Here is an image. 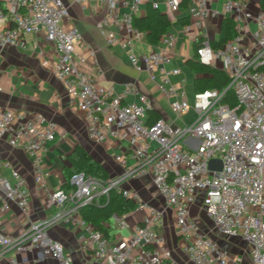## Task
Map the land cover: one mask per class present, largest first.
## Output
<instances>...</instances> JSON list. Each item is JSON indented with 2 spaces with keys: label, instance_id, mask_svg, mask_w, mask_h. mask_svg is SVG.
Wrapping results in <instances>:
<instances>
[{
  "label": "built area",
  "instance_id": "1",
  "mask_svg": "<svg viewBox=\"0 0 264 264\" xmlns=\"http://www.w3.org/2000/svg\"><path fill=\"white\" fill-rule=\"evenodd\" d=\"M74 2L102 3L105 13L98 27L107 44L122 45L136 69L146 70L167 96H178L171 103L176 116L193 110V117L182 125L163 117L149 122L148 97L139 94L138 101H128L130 95L138 94L134 83H128L119 93L96 83L92 74L79 66L85 60L76 55L82 34L75 25L65 27L70 8L64 0H6V4L0 0V48L24 47L26 35L43 30L58 53L56 77L71 102L89 119L88 138L96 143L126 138L128 154H117L115 159L122 165L128 159L134 161L123 174L108 182L84 171L73 172L69 178L71 191L59 187L49 193L57 207L51 217L32 222L17 238L0 231V255L8 250L37 249L61 264H73L49 229L69 220L81 207L101 203L114 188L134 199L137 210L147 209L149 214L119 241L110 240L101 230L84 222L88 234L83 244L92 248L97 260L105 264H177L170 251L161 247L163 238L155 231L167 210H172L182 249L195 264H229L230 252L191 215L192 205L201 199L214 228L226 237L241 236L249 246L250 264H264V13L254 15L248 0H222V11L209 7L208 0H191L188 9L195 27L202 28L206 18L223 13L235 21L237 33L221 47L215 48L208 38L197 47L198 59L204 64L219 65L230 80L224 88L206 89L189 101L185 91L171 83L172 76L181 70L172 67L170 55L162 51L140 55L134 49V42L144 36L134 25L143 0ZM166 4L172 11L180 9V0H166ZM248 20H255V28L249 34ZM174 39L169 35L166 40L172 44ZM230 91L235 105L224 101ZM55 131L56 124L51 120L0 106V139L26 152L34 179L42 187L48 176L44 158ZM212 159L221 160L220 170L210 168ZM144 174H151L164 208L140 201L136 191L122 187L127 177ZM13 202L28 210L27 179L12 161L0 159V210H8ZM115 220L117 228H130L126 215L116 216Z\"/></svg>",
  "mask_w": 264,
  "mask_h": 264
},
{
  "label": "crops",
  "instance_id": "2",
  "mask_svg": "<svg viewBox=\"0 0 264 264\" xmlns=\"http://www.w3.org/2000/svg\"><path fill=\"white\" fill-rule=\"evenodd\" d=\"M64 1L70 8L69 16L64 20L65 27L75 25L82 34V41L76 47L77 57L85 58L84 62L79 63L81 69L92 74L96 83L112 88L117 93L123 91L128 83H134L138 88V94L130 95L128 101H138L139 94H144L151 102L150 109L155 110L159 117L178 125L187 122L184 117L175 116L171 109L172 101L178 96H167L150 78L146 70L136 69L129 59L126 48L122 45L107 44L104 33L98 27V22L105 13V6L102 3L90 2L82 5L74 0ZM1 2L6 4V0ZM248 2L249 10L254 15L264 13L260 0H248ZM155 3H158V8L168 15L172 26L157 44L147 42L143 36L134 42V49L140 55L156 51L170 55L172 67H178L181 70L179 74L172 76L171 83L178 90H184L186 98L193 101L197 93L194 89V81L200 74L197 75L190 68L188 60L195 57L196 45L199 46L203 39L208 38L211 41L219 38L221 22L225 15L220 13L217 16H210L206 18L202 28H197L192 24L188 7L172 11L166 4V0H143L138 16L145 15L148 4ZM208 6L222 11L223 2L208 0ZM254 28L255 20H248V34ZM169 35L175 37L172 44L166 40ZM24 40V47L0 48V106L22 111L30 117L42 116L46 120H51L56 124V131L55 139L50 142L44 158V165L48 171L45 187L36 183L31 159L26 152L12 146L6 139H0V159H9L26 176L30 192V204L27 211L14 202L8 210H0V231L12 238L24 234L32 222L49 218L57 211L56 205L49 198L52 190L66 184L63 188L71 191L69 178L72 174V164L69 156L77 145L83 146L88 153L103 163L111 177L123 174L134 162L128 159L127 164L122 165L115 159L117 154H128L129 146L126 138H112L103 143H96L88 138L89 119L71 102L65 86L56 77L54 68L58 61V53L53 44L47 40L45 32L42 30L28 34ZM121 185L123 188L136 191L140 201L147 202L155 208H164V200L154 186L151 174L135 178L127 177ZM192 206L195 211L197 207H202V202L198 203L197 200ZM147 214H149L147 209H134L123 214L127 216L130 223L128 229L117 228L116 216L123 215H114L108 225V238L119 241L129 236ZM192 217L195 219L194 215ZM198 224L207 232L200 223ZM155 231L159 237L163 238L161 247L170 251L172 259L177 264H195L182 249L172 210H167L163 222L155 226ZM216 232L219 234H213V232L210 235L221 247L230 252L232 259L229 264L251 263L249 246L241 236L226 237L219 231L216 230ZM49 233L64 246L73 264H105L104 261L94 257L91 247H85L83 244V238L88 234V230L80 212H75L69 220L65 219L52 226ZM244 254L247 256L245 261L242 259ZM0 264H61V262L40 250L33 249L22 252L5 251L0 255Z\"/></svg>",
  "mask_w": 264,
  "mask_h": 264
},
{
  "label": "trees",
  "instance_id": "3",
  "mask_svg": "<svg viewBox=\"0 0 264 264\" xmlns=\"http://www.w3.org/2000/svg\"><path fill=\"white\" fill-rule=\"evenodd\" d=\"M190 0H180L179 7L185 9L189 6ZM260 5L264 8V0H260ZM134 25L144 33V38L151 44H157L164 37L172 26V22L167 14L163 13L153 4H148L147 12L143 16H136ZM235 21L225 16L221 22L220 36L211 40L215 47H221L225 42L231 40L236 35ZM196 45L195 57L188 60V65L195 71L197 76L194 81L195 91L201 92L206 89H222L229 83V75L220 67L204 64L198 59ZM231 105L236 104L233 92H228L224 99ZM149 122L155 121L159 115L155 110H149ZM72 164V173L84 171L86 174L96 176L104 182L111 179L107 167L99 160L88 153L81 145H77L74 152L69 156ZM63 184L61 187H65ZM137 203L131 197L123 194L122 190L111 189L108 197L102 199L101 203H90L80 208L81 218L85 223L91 224L94 228L101 230L106 237H109V224L114 215H123L136 209Z\"/></svg>",
  "mask_w": 264,
  "mask_h": 264
},
{
  "label": "rangeland",
  "instance_id": "4",
  "mask_svg": "<svg viewBox=\"0 0 264 264\" xmlns=\"http://www.w3.org/2000/svg\"><path fill=\"white\" fill-rule=\"evenodd\" d=\"M193 113H194L193 110H191L187 112L186 114H184L183 116H177V117H180V118L184 117L185 120L189 121L193 117ZM200 201L201 199H198V203ZM193 209L194 207L192 206L190 211H191V214L194 215L197 223H200L207 230L208 233L214 232L213 234H219L218 232H216L211 219L208 217L203 207H197V210L195 211H193ZM233 245L237 247H241L240 245H237V244H233ZM243 256L244 257L242 259L245 261L247 259V256L246 254H244Z\"/></svg>",
  "mask_w": 264,
  "mask_h": 264
},
{
  "label": "water",
  "instance_id": "5",
  "mask_svg": "<svg viewBox=\"0 0 264 264\" xmlns=\"http://www.w3.org/2000/svg\"><path fill=\"white\" fill-rule=\"evenodd\" d=\"M211 169H218L220 170L222 168V162L220 159H212L209 164Z\"/></svg>",
  "mask_w": 264,
  "mask_h": 264
}]
</instances>
